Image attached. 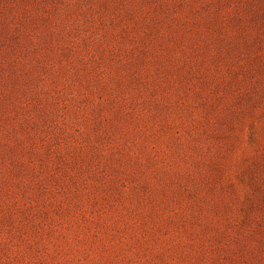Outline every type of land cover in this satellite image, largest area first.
I'll return each instance as SVG.
<instances>
[{"label": "rangeland", "instance_id": "1", "mask_svg": "<svg viewBox=\"0 0 264 264\" xmlns=\"http://www.w3.org/2000/svg\"><path fill=\"white\" fill-rule=\"evenodd\" d=\"M0 264H264V0H0Z\"/></svg>", "mask_w": 264, "mask_h": 264}]
</instances>
